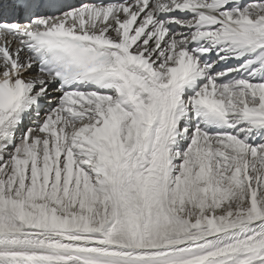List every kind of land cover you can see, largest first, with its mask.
Returning a JSON list of instances; mask_svg holds the SVG:
<instances>
[{
	"label": "snow or ice",
	"instance_id": "snow-or-ice-1",
	"mask_svg": "<svg viewBox=\"0 0 264 264\" xmlns=\"http://www.w3.org/2000/svg\"><path fill=\"white\" fill-rule=\"evenodd\" d=\"M0 264H264V0H0Z\"/></svg>",
	"mask_w": 264,
	"mask_h": 264
}]
</instances>
